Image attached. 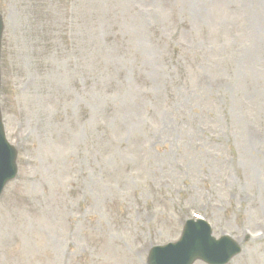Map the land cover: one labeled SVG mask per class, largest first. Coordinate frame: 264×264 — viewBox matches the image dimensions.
Masks as SVG:
<instances>
[{
    "label": "rangeland",
    "instance_id": "rangeland-1",
    "mask_svg": "<svg viewBox=\"0 0 264 264\" xmlns=\"http://www.w3.org/2000/svg\"><path fill=\"white\" fill-rule=\"evenodd\" d=\"M17 1L0 264H147L195 213L264 264V0Z\"/></svg>",
    "mask_w": 264,
    "mask_h": 264
},
{
    "label": "water",
    "instance_id": "water-1",
    "mask_svg": "<svg viewBox=\"0 0 264 264\" xmlns=\"http://www.w3.org/2000/svg\"><path fill=\"white\" fill-rule=\"evenodd\" d=\"M2 23L0 19V38L2 33ZM0 144L7 147V144L3 138V134L0 128ZM11 152V151H10ZM13 156V155H12ZM11 156V158H12ZM14 157L11 160V166L15 168ZM9 179L5 178L3 183H7ZM4 183V184H5ZM206 230L201 224L189 223L185 228V234L183 240L177 245H171L165 250L160 251V256L155 257V254H151L149 264H193L197 259H201L209 262L210 264H226L234 256L240 253V248L227 240H221L219 242L209 238V232L206 233V243L201 242L203 234ZM219 244L223 251L218 254L219 250L214 246ZM212 251H216L217 261L211 262L210 256H214Z\"/></svg>",
    "mask_w": 264,
    "mask_h": 264
},
{
    "label": "bare ground",
    "instance_id": "bare-ground-1",
    "mask_svg": "<svg viewBox=\"0 0 264 264\" xmlns=\"http://www.w3.org/2000/svg\"><path fill=\"white\" fill-rule=\"evenodd\" d=\"M14 2H16V4L18 5V7L20 6V12L19 13L21 14V4H20V2H18L17 0H14ZM17 20H18V22H20V20H21L20 17L17 16ZM10 23L11 24H9V28L11 30L12 36L14 35L15 36V40H16V27L18 25L15 22L12 23L10 21ZM21 54L23 55V53H21ZM12 60H13L14 63H19L20 62L17 57H15ZM19 93H22V91H19ZM26 109H27V107H26ZM27 114H28V117H30V114L29 113H27ZM262 238H264V236H262Z\"/></svg>",
    "mask_w": 264,
    "mask_h": 264
}]
</instances>
